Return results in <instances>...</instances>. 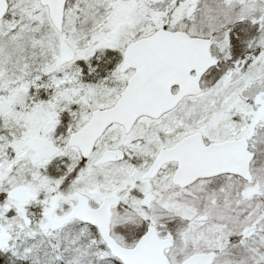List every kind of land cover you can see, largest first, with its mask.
I'll return each instance as SVG.
<instances>
[{
  "label": "snow or ice",
  "instance_id": "snow-or-ice-1",
  "mask_svg": "<svg viewBox=\"0 0 264 264\" xmlns=\"http://www.w3.org/2000/svg\"><path fill=\"white\" fill-rule=\"evenodd\" d=\"M0 264H264V0H0Z\"/></svg>",
  "mask_w": 264,
  "mask_h": 264
}]
</instances>
